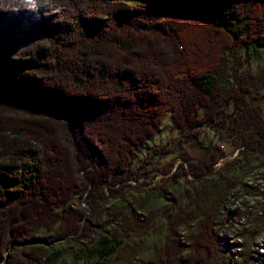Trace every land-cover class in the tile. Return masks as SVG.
Wrapping results in <instances>:
<instances>
[{
    "label": "trees",
    "instance_id": "16d2710c",
    "mask_svg": "<svg viewBox=\"0 0 264 264\" xmlns=\"http://www.w3.org/2000/svg\"><path fill=\"white\" fill-rule=\"evenodd\" d=\"M261 48L264 0H0V264L45 256L39 223L66 243L105 233L94 254L109 259L132 233L86 214L128 194L165 201L146 226L187 227L193 264H216L219 215L264 165V66L240 72L238 54ZM166 118L177 136L139 157ZM182 251L162 248L158 264H184Z\"/></svg>",
    "mask_w": 264,
    "mask_h": 264
},
{
    "label": "rangeland",
    "instance_id": "374dc122",
    "mask_svg": "<svg viewBox=\"0 0 264 264\" xmlns=\"http://www.w3.org/2000/svg\"><path fill=\"white\" fill-rule=\"evenodd\" d=\"M243 58L245 56L246 64L240 68V72L243 71H256L264 66V48L259 49L256 53H245L244 50L238 53ZM226 75H228L226 73ZM264 112V103L261 104ZM177 136L175 126L171 123L169 118H166L159 133L149 141L144 149L140 152L139 157H143L147 152L157 146L165 145L171 142ZM227 156L232 159L236 156L237 151L232 149H226ZM222 164V163H220ZM219 164V165H220ZM255 166L250 174H248L243 180V191L233 192V196L230 195L227 203L224 206V210L220 213L217 220V226L215 231L217 232L216 247L217 256L215 257L216 264H264V230L262 234L255 239L252 244V248L247 250L246 256L248 260H244L243 250L249 243H245L244 235L253 231L255 221L262 214H264V165L259 160H255ZM158 176L153 180V183H157ZM169 197L179 199V193L171 191ZM175 200V201H176ZM178 206L180 205L177 202ZM166 206L165 201L156 200L151 203L144 204L143 198L138 194H128L125 199L120 203L117 201H109L105 205L104 210L101 212L100 219L89 218L91 220V226L102 225L106 234L113 233L112 230H116L120 233L122 229L128 230L132 234L125 240V246L118 247V253L111 256L109 259H104L95 255L102 248L99 244L100 235L105 234L97 230L96 235H92L90 240L85 242H79L77 240L73 242H62L56 239V232L53 229H47L40 226L39 223L34 228L33 236L37 238L39 242H34L36 247H44L45 256L31 252L32 249H24L22 252L12 251L9 264L26 263V264H158L163 257L162 248L169 247V250L173 247L182 248V254H180V261L184 264H193L194 258H190V248L194 244V233H190L188 228L179 227L176 229L175 236L169 235L167 228H169L164 220L161 218H155L154 226L150 228L149 223L146 226V222L151 217V212H161ZM135 212L138 215L137 220H126L124 223L120 220L121 216L119 212L129 214ZM73 218L78 220L75 213H72ZM115 221L113 222V220ZM226 224H221V223ZM83 223V222H82ZM112 223V224H111ZM84 224V223H83ZM129 227L127 229L126 226ZM91 229H94L93 227ZM155 229V232H153ZM244 233V235H241ZM193 238V239H192ZM182 239V240H181ZM243 247V248H241ZM47 250V251H46ZM158 252V254H157ZM157 254V255H156ZM157 256V257H156ZM131 259L128 261V259ZM165 259V258H164ZM175 258L174 261H176ZM194 260V261H193ZM163 264V263H162Z\"/></svg>",
    "mask_w": 264,
    "mask_h": 264
},
{
    "label": "clouds",
    "instance_id": "9594fccd",
    "mask_svg": "<svg viewBox=\"0 0 264 264\" xmlns=\"http://www.w3.org/2000/svg\"><path fill=\"white\" fill-rule=\"evenodd\" d=\"M25 4L34 10L37 7V0H25Z\"/></svg>",
    "mask_w": 264,
    "mask_h": 264
}]
</instances>
